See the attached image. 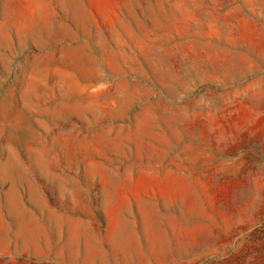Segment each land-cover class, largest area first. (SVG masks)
Returning a JSON list of instances; mask_svg holds the SVG:
<instances>
[{
	"label": "rangeland",
	"instance_id": "374dc122",
	"mask_svg": "<svg viewBox=\"0 0 264 264\" xmlns=\"http://www.w3.org/2000/svg\"><path fill=\"white\" fill-rule=\"evenodd\" d=\"M0 264H264V0H0Z\"/></svg>",
	"mask_w": 264,
	"mask_h": 264
}]
</instances>
